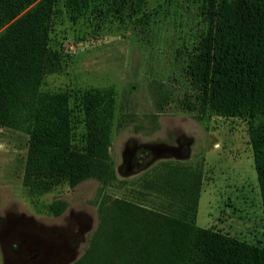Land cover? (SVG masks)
<instances>
[{"label": "rangeland", "instance_id": "obj_1", "mask_svg": "<svg viewBox=\"0 0 264 264\" xmlns=\"http://www.w3.org/2000/svg\"><path fill=\"white\" fill-rule=\"evenodd\" d=\"M51 1L48 49L59 56L60 68L43 76L40 89L68 95L71 144L77 149L82 94L106 91L114 178L104 185L88 179L75 187L60 181L35 194L22 185L28 136L0 127V264H12L16 242L23 252L34 250L44 259L54 249L45 264H72L96 229L104 196L264 250L262 199L248 137L254 122L212 113L197 120L179 106L190 92L185 67L202 28L200 0H140L139 9L138 0H129L120 12L96 11L81 0ZM241 1L219 4L238 7ZM178 168L201 176L195 210L158 192V182ZM55 201L66 205L59 216L48 210ZM28 233L38 247L26 241ZM14 235H20L18 241Z\"/></svg>", "mask_w": 264, "mask_h": 264}, {"label": "trees", "instance_id": "obj_2", "mask_svg": "<svg viewBox=\"0 0 264 264\" xmlns=\"http://www.w3.org/2000/svg\"><path fill=\"white\" fill-rule=\"evenodd\" d=\"M128 1L81 0L100 12H120ZM219 1L200 0L202 28L185 67L190 92L179 106L197 120L212 113L254 122L248 137L264 221V0H242L238 7ZM52 7L51 0H0V127L28 136L22 185L35 194L60 181L75 187L114 178L106 91L82 94L77 149L71 144L68 95L40 89L43 76L60 68L59 56L48 49ZM158 184L159 194L196 209L199 174L178 168ZM65 207L55 201L48 210L59 216ZM97 214L96 229L72 264H264L263 249L122 199L104 196Z\"/></svg>", "mask_w": 264, "mask_h": 264}, {"label": "flooded vegetation", "instance_id": "obj_3", "mask_svg": "<svg viewBox=\"0 0 264 264\" xmlns=\"http://www.w3.org/2000/svg\"><path fill=\"white\" fill-rule=\"evenodd\" d=\"M19 236L20 235H18V236L14 235V239H16L18 241ZM25 236H26V241L28 243H30L31 245H37V247H38V240L37 239H33V236L30 235L29 233H28V235H25ZM13 244H14V246H13L14 249H13V253L11 254L12 257H9L10 263H12V264H45L46 261L51 260L53 255H54V253H53L54 249H53L50 252V254H48L49 256L44 259V258H42L43 256L41 254L37 253L34 250H29V251L26 250L28 254L23 252V250H21L20 244L18 242L13 243ZM21 256H23V258ZM43 260H45V262H43Z\"/></svg>", "mask_w": 264, "mask_h": 264}, {"label": "crops", "instance_id": "obj_4", "mask_svg": "<svg viewBox=\"0 0 264 264\" xmlns=\"http://www.w3.org/2000/svg\"><path fill=\"white\" fill-rule=\"evenodd\" d=\"M188 173H190V172H188Z\"/></svg>", "mask_w": 264, "mask_h": 264}]
</instances>
